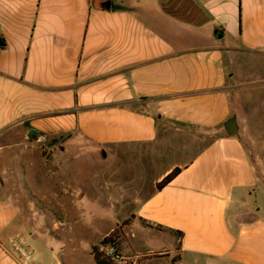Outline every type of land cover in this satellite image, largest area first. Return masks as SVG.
I'll return each mask as SVG.
<instances>
[{"label":"crops","instance_id":"crops-1","mask_svg":"<svg viewBox=\"0 0 264 264\" xmlns=\"http://www.w3.org/2000/svg\"><path fill=\"white\" fill-rule=\"evenodd\" d=\"M115 2L103 9L100 0H0V152L25 145L3 136L29 119L65 135L55 160L93 162L104 187L106 170L139 164L147 194L135 219L170 239L160 260L264 264V211L255 204L264 175L243 140L248 110L237 118L239 104L264 91V0ZM186 36L190 45L181 43ZM232 117L238 130L227 135ZM63 170L18 173L31 189V177L56 182ZM19 217L13 201L0 200L1 234L20 230ZM12 252L10 240L0 242V264H34Z\"/></svg>","mask_w":264,"mask_h":264},{"label":"rangeland","instance_id":"rangeland-1","mask_svg":"<svg viewBox=\"0 0 264 264\" xmlns=\"http://www.w3.org/2000/svg\"><path fill=\"white\" fill-rule=\"evenodd\" d=\"M100 1L117 4L115 0ZM158 25L172 26L166 22ZM183 38L182 45L191 44L187 36ZM259 91L246 99L245 107L239 104L241 112L237 118L241 120L244 116L239 114L248 110L243 140L252 164L264 175V91ZM3 137L6 144H25L5 146L0 152V200L14 202L20 215L17 226L21 227L20 230L4 228L3 234L0 233L3 246L7 247V239L20 235L34 250V264H122L106 259L98 251L102 239L116 230L115 246L128 259L127 264H167L166 259L160 260L159 253L170 250V239L149 231L143 222L135 219L136 204L147 194L139 182L144 174L139 164H118V171L113 174L114 168L106 170L105 176H110L111 185L104 187L102 176L98 178L96 170L91 169L93 162L78 159L65 164L59 158L55 160L54 155L64 150L60 142L66 137L61 132L51 134L34 129L29 119H21L10 124ZM40 138H43L41 142ZM130 151L141 152L138 147H131ZM89 152L94 153L92 148ZM68 153L73 158L75 150ZM20 154L22 159L18 161ZM49 170L64 172L56 182L53 179L54 183L33 176L31 189L22 187L19 171L41 174ZM147 181L149 192L151 177ZM115 182H119L116 191ZM255 204L264 211L263 196H256ZM257 216L264 217V212Z\"/></svg>","mask_w":264,"mask_h":264},{"label":"built area","instance_id":"built-area-1","mask_svg":"<svg viewBox=\"0 0 264 264\" xmlns=\"http://www.w3.org/2000/svg\"><path fill=\"white\" fill-rule=\"evenodd\" d=\"M43 138H40L38 141L41 142ZM10 247L13 253L22 261L26 262L29 261L33 256V250L26 242V240L17 235L10 240ZM98 251L108 260L127 264V258H124L119 251L117 250L116 246L110 242H104L98 245Z\"/></svg>","mask_w":264,"mask_h":264},{"label":"trees","instance_id":"trees-1","mask_svg":"<svg viewBox=\"0 0 264 264\" xmlns=\"http://www.w3.org/2000/svg\"><path fill=\"white\" fill-rule=\"evenodd\" d=\"M101 8L106 9L104 7V3L101 4ZM180 172L179 169H174L172 172H170L167 176H165L159 183L156 184V190H161L162 188H164L166 185H168L176 176L177 174ZM146 226H149L146 224ZM152 228V227H151ZM115 234H116V230L112 231L110 234H108L107 236H105L101 243L104 242H110L113 243L114 245H116V241H115Z\"/></svg>","mask_w":264,"mask_h":264},{"label":"water","instance_id":"water-1","mask_svg":"<svg viewBox=\"0 0 264 264\" xmlns=\"http://www.w3.org/2000/svg\"><path fill=\"white\" fill-rule=\"evenodd\" d=\"M104 7L106 9L110 8V3L109 2H105L104 3ZM1 45V42H0ZM224 129L227 135H233L234 133H236V131L238 130V127L236 125V120L234 117L230 118L225 124H224Z\"/></svg>","mask_w":264,"mask_h":264}]
</instances>
